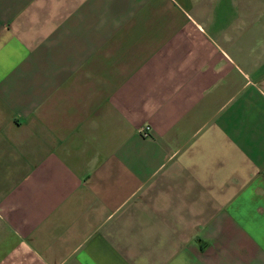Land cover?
I'll return each instance as SVG.
<instances>
[{"label": "crops", "instance_id": "crops-1", "mask_svg": "<svg viewBox=\"0 0 264 264\" xmlns=\"http://www.w3.org/2000/svg\"><path fill=\"white\" fill-rule=\"evenodd\" d=\"M0 264H264V0H0Z\"/></svg>", "mask_w": 264, "mask_h": 264}, {"label": "built area", "instance_id": "built-area-1", "mask_svg": "<svg viewBox=\"0 0 264 264\" xmlns=\"http://www.w3.org/2000/svg\"><path fill=\"white\" fill-rule=\"evenodd\" d=\"M142 134L146 136V135H148V132L147 131H143Z\"/></svg>", "mask_w": 264, "mask_h": 264}]
</instances>
